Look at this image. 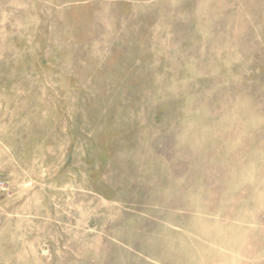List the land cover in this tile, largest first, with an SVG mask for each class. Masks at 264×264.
Wrapping results in <instances>:
<instances>
[{
  "label": "rangeland",
  "instance_id": "374dc122",
  "mask_svg": "<svg viewBox=\"0 0 264 264\" xmlns=\"http://www.w3.org/2000/svg\"><path fill=\"white\" fill-rule=\"evenodd\" d=\"M0 264H264V0H0Z\"/></svg>",
  "mask_w": 264,
  "mask_h": 264
},
{
  "label": "bare ground",
  "instance_id": "6f19581e",
  "mask_svg": "<svg viewBox=\"0 0 264 264\" xmlns=\"http://www.w3.org/2000/svg\"><path fill=\"white\" fill-rule=\"evenodd\" d=\"M220 200V203L218 204V205H213V206H207V207H203V208H201V209H199V208H196V207H190V209L191 210H193V211H196V212H198V213H212V214H219V213H221L224 209V212L222 213V216H224L225 217V215H227V212H228V210H230V209H228L227 210V208H226V206H225V204L223 205V203H222V201H223V199H219ZM240 201V200H239ZM241 203V202H240ZM178 204V203H177ZM229 206V205H228ZM183 207V206H182ZM181 207V208H182ZM232 216V215H231ZM232 218H234V219H241V217H239V215H237V214H235V215H233V217ZM239 222V221H238ZM218 223V222H217ZM230 226H232V224H229ZM234 226V225H233ZM232 226V227H233ZM229 229V231L230 232H232L231 230L232 229H234V228H232V229H230V228H228ZM235 230V229H234ZM238 230V229H237ZM240 230H238V232H239ZM223 232H224V229H223ZM203 233V232H202ZM226 233V232H225ZM203 235H204V237L205 238H207V239H209L210 240V242H211V240H213V241H215V242H226V244L227 243H229V242H231L229 239H226V238H216L214 235L215 234H212V233H210V232H204L203 233ZM222 235V234H221ZM232 235V234H231ZM233 235H234V233H233ZM235 235H237L236 234V231H235ZM230 237V236H229ZM237 237V236H236ZM231 239H233L232 237H231ZM235 239V238H234ZM238 239V238H237ZM233 241V240H232ZM223 244H225V243H223ZM222 244V245H223ZM224 246H227V245H224Z\"/></svg>",
  "mask_w": 264,
  "mask_h": 264
}]
</instances>
